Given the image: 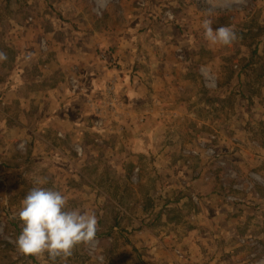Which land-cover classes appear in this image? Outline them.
Wrapping results in <instances>:
<instances>
[{"label": "rangeland", "instance_id": "374dc122", "mask_svg": "<svg viewBox=\"0 0 264 264\" xmlns=\"http://www.w3.org/2000/svg\"><path fill=\"white\" fill-rule=\"evenodd\" d=\"M209 7L0 0V264H46L15 244L37 178L97 216L66 264H264V0L211 17L228 47Z\"/></svg>", "mask_w": 264, "mask_h": 264}, {"label": "clouds", "instance_id": "9594fccd", "mask_svg": "<svg viewBox=\"0 0 264 264\" xmlns=\"http://www.w3.org/2000/svg\"><path fill=\"white\" fill-rule=\"evenodd\" d=\"M248 0H210V7L204 11L202 29L210 47H228L240 37L232 26L213 29V15L218 12L243 11ZM109 0H101L106 7ZM27 60L31 54H27ZM8 56L0 51V64ZM46 178H37L35 185L21 201L19 219L23 228L15 241L16 248L24 257H33L48 264L67 260L79 246L94 247L98 231V220L94 212L85 213L69 209L66 197L57 190L43 187Z\"/></svg>", "mask_w": 264, "mask_h": 264}, {"label": "crops", "instance_id": "0c3cea01", "mask_svg": "<svg viewBox=\"0 0 264 264\" xmlns=\"http://www.w3.org/2000/svg\"><path fill=\"white\" fill-rule=\"evenodd\" d=\"M108 11L110 10L109 9V7H108V9H107ZM110 26H112V25H110ZM100 36H104L103 38L105 39V36H107V35H102V33L101 32H93L92 33V37H91V41H88L87 39H86V42L84 43V45L83 46H87V44L89 43V42H92L93 40H96L98 37H100ZM79 41L81 40V39H78ZM84 39H82L81 40V44H83L82 42H84L83 41ZM101 41V40H100ZM98 43H100V42H98ZM91 44H94V42L93 43H91ZM88 45H90V44H88ZM68 53H69V55H71V51L69 50L68 51ZM79 54V55H78ZM76 56L78 57V58H80L81 60L84 58V53L82 52V51H79L78 50V52H77V54H76ZM90 57H93V56H90ZM89 57V58H90ZM63 58V57H62ZM84 61V60H83ZM83 61H81L80 62V64H82L83 63ZM139 72V75L140 76H142V77H144L145 78V74H144V70L142 69V70H139L138 71ZM124 74V73H123ZM121 75H122V73H121ZM130 76H132L131 74H130ZM140 76L138 77L137 75H135V76H133V80H134V82H132L131 81V78H130V81L129 82H127V83H121L120 84V91L121 90H123V92L124 93H126V92H128V96L129 97H131V98H135V97H137L139 94L140 95H142L143 94V96H144V94H145V92H146V89H148L147 88V85H146V83H143V81L142 80H140ZM147 77V76H146ZM144 82H146V81H144ZM123 86V87H122ZM133 86V87H132ZM155 88H156V85H153V90L154 91H160V90H155ZM52 91H56V90H52ZM142 97V96H141ZM140 97V99H142ZM56 104V106H57V103H55ZM135 105V104H134Z\"/></svg>", "mask_w": 264, "mask_h": 264}]
</instances>
